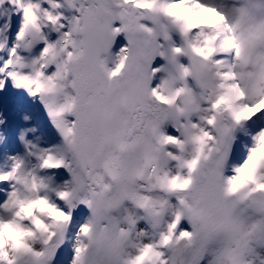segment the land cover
<instances>
[{
    "label": "snow or ice",
    "instance_id": "6c2138e0",
    "mask_svg": "<svg viewBox=\"0 0 264 264\" xmlns=\"http://www.w3.org/2000/svg\"><path fill=\"white\" fill-rule=\"evenodd\" d=\"M0 264H264V0H0Z\"/></svg>",
    "mask_w": 264,
    "mask_h": 264
}]
</instances>
